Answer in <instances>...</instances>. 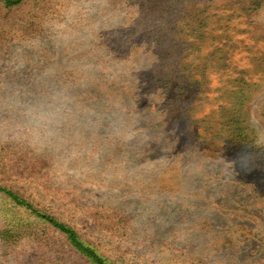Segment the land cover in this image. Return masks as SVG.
<instances>
[{"label":"rangeland","instance_id":"rangeland-1","mask_svg":"<svg viewBox=\"0 0 264 264\" xmlns=\"http://www.w3.org/2000/svg\"><path fill=\"white\" fill-rule=\"evenodd\" d=\"M0 186L111 264H264V0L0 2ZM0 264H92L0 192Z\"/></svg>","mask_w":264,"mask_h":264},{"label":"trees","instance_id":"trees-1","mask_svg":"<svg viewBox=\"0 0 264 264\" xmlns=\"http://www.w3.org/2000/svg\"><path fill=\"white\" fill-rule=\"evenodd\" d=\"M24 1L25 0H0V2H2L6 7H15L22 4ZM0 192L4 193L17 206L26 209L38 220L50 225L56 231L63 234L66 237L68 244L92 264H111L107 258L101 255L94 246L86 242L77 230L70 225L60 222L46 212L40 211L24 197L10 189L0 186Z\"/></svg>","mask_w":264,"mask_h":264}]
</instances>
